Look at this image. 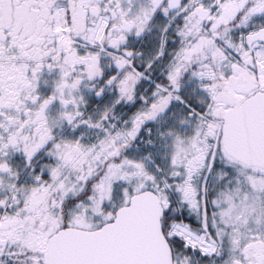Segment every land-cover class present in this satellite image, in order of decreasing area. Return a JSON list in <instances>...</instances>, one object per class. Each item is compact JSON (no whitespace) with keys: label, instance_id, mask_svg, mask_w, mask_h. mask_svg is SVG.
<instances>
[{"label":"snow or ice","instance_id":"obj_1","mask_svg":"<svg viewBox=\"0 0 264 264\" xmlns=\"http://www.w3.org/2000/svg\"><path fill=\"white\" fill-rule=\"evenodd\" d=\"M0 264H264V0H0Z\"/></svg>","mask_w":264,"mask_h":264}]
</instances>
